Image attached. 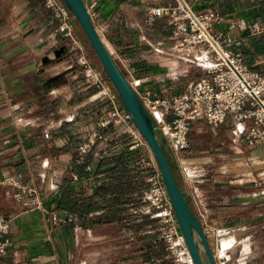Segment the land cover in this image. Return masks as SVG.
I'll return each instance as SVG.
<instances>
[{
    "label": "crops",
    "instance_id": "crops-1",
    "mask_svg": "<svg viewBox=\"0 0 264 264\" xmlns=\"http://www.w3.org/2000/svg\"><path fill=\"white\" fill-rule=\"evenodd\" d=\"M188 1L196 10L216 12L221 18L216 30L239 41L233 49L251 70L264 74V0ZM84 2L104 43L139 91L161 96L187 91L188 73L198 67L173 51L166 18L146 22L150 3ZM63 47L68 51L60 52ZM98 92L85 80L75 46L64 40L43 0H0V213L11 219L13 241L4 264L155 261L157 223L152 214H144L136 196L147 185L141 159L151 154L143 146L131 150L130 138L114 137L124 124L112 118L113 105L100 100ZM117 107L123 112L122 104ZM101 108H108L112 121L109 140L98 142L79 163V146L99 129ZM249 126L229 117L215 135L204 121H195L191 132L199 141L191 140L190 133V148L182 157L189 165L202 166L223 152V181L204 166L209 173L191 187V205L226 236L258 239L253 248L264 250V140L250 145ZM203 143L209 147L205 152L200 151ZM10 179L36 188L44 209L17 201L20 189ZM225 241L224 256L234 245ZM251 252L248 246L246 255ZM243 264H264V256L254 249Z\"/></svg>",
    "mask_w": 264,
    "mask_h": 264
},
{
    "label": "built area",
    "instance_id": "built-area-1",
    "mask_svg": "<svg viewBox=\"0 0 264 264\" xmlns=\"http://www.w3.org/2000/svg\"><path fill=\"white\" fill-rule=\"evenodd\" d=\"M145 1L150 3L146 12V22L152 25L157 20L166 18L172 27L173 51L182 54L185 60L200 67L206 74L202 79L190 83L185 93L173 96H161L150 91L141 92L130 74L127 76L160 125L170 153L177 163L178 174L190 197H193L191 187L207 175L205 167L183 162L182 152L190 148L189 136L193 123L198 120L204 121L213 134L219 135L227 119L233 117L239 122L250 123L246 135L250 145H257L263 141L264 74L251 70L244 62L241 52L233 49V46L240 44L239 41H232L216 30L215 24L221 21L216 12L196 10L188 0ZM43 4L58 22V30L64 33V40L75 46L77 62L85 68V80L99 89L98 97H101L100 95L106 93L109 79L104 73L101 75L97 71L86 55L76 34L77 25L74 23L73 15L61 0H43ZM110 99L114 107L112 118L120 120L129 129L136 130V134H133L138 141L131 146V150L146 146L151 154L150 157L141 159V168L147 170L148 175L147 185L139 196L157 222L159 228L157 241L170 254L173 264H195L148 143L134 125L132 116L117 107L115 98ZM111 122L109 119L101 118L99 129L83 139L79 146V163L85 162L93 154L98 142L109 140L107 134ZM49 136L50 134H47V137ZM7 182L20 189L16 199L25 207L44 209V200L36 188L23 186L13 179ZM197 215L207 231L210 227L208 217L200 211ZM58 219V216L53 217L55 223ZM74 219L69 218L70 221ZM10 226L11 219L0 213V264H4V256L13 246ZM208 235L210 237V234ZM219 244H222V241L216 237L213 248L218 264H243L233 262L230 255L224 256L222 248L218 247ZM155 264L162 262L155 260Z\"/></svg>",
    "mask_w": 264,
    "mask_h": 264
},
{
    "label": "water",
    "instance_id": "water-1",
    "mask_svg": "<svg viewBox=\"0 0 264 264\" xmlns=\"http://www.w3.org/2000/svg\"><path fill=\"white\" fill-rule=\"evenodd\" d=\"M74 17L79 32H84L96 53L113 89L122 102V108L148 143L158 164L164 185L173 203L175 213L195 264H218L207 231L191 205V197L178 174V166L170 153L167 140L155 117L131 84L101 38L93 16L84 0H61ZM67 47L60 52H67ZM221 248V244L218 245Z\"/></svg>",
    "mask_w": 264,
    "mask_h": 264
},
{
    "label": "rangeland",
    "instance_id": "rangeland-1",
    "mask_svg": "<svg viewBox=\"0 0 264 264\" xmlns=\"http://www.w3.org/2000/svg\"><path fill=\"white\" fill-rule=\"evenodd\" d=\"M75 30H76V34L79 37L80 43L84 47L86 55L91 60V62L93 63V65L97 69V71L102 75V73H103L102 65H101L96 53L93 52L88 47V45L82 40V36L80 35V33H82V32H79L78 29L76 28V26H75ZM78 65L81 67V71L83 72V75L85 76V74H86L85 68L82 67L79 63H78ZM125 74L127 75L126 72H125ZM188 74L190 76L188 78V81H190V83L198 81V80L203 78L202 69L200 67H198L196 69H191V71ZM100 96H101L100 100H102L103 98H106L104 100H108L110 105H113L110 97L115 98V101L117 103L122 104L117 93L113 89L110 81L106 84V93H104V95H100ZM107 109L108 108H101V111L99 114L100 118L108 119V117H107L108 110ZM94 116H95V112H94ZM122 124H124V123H122ZM123 126L125 128L122 131L117 132L115 135H119V138H130V140H132L133 144L136 143L138 141V139H136L135 135L133 134V133L136 134L135 128L133 130H131L125 124ZM125 130H128L129 132L127 131V133H123ZM130 132H132V133H130ZM191 136L193 137V138H191V140H193L195 142L199 141V138H196V133H194V131L191 132ZM143 139H144V137H143ZM205 141L206 142L210 141V138H205ZM143 147L147 148V150L149 151L148 147H146V146H143ZM208 149H209V147L206 145V143H203V147H200L201 152H205ZM215 152H217V151H215ZM198 156L201 157V156H204V154H201ZM214 156L216 157L214 160H212L211 162H207L206 164L202 163V166L203 167L207 166V167L211 168V170L216 171L215 173L219 177V180L223 181V166H225V164H227V163L223 162V152H217L216 155H214ZM186 158H187V156H186ZM207 167H205V169H206V172L209 173V168L207 169ZM205 177L202 178V180H204ZM143 189H141V190H143ZM140 192H138V194L136 196L144 204L143 205V207H145L144 211H143L144 214L150 215V214H152V212H150L148 206L144 203L142 198L139 196ZM208 225H210L209 230L212 231V234H210V240H211L213 247L215 245L216 237H219L221 239V241L227 240L225 242H232L233 243V241H234L233 247L227 251V255L228 256L230 255L233 257V262L236 263L239 260L238 262L243 263V262L247 261L249 258H251L253 256V250L254 249H255V251L259 257L264 256V250L263 249L258 250V248H253L252 241L258 242V239L251 240L250 238H248L249 236L242 238V239H237L235 236H226L225 233L223 232V230H220V228H221L220 226L210 224V222H208ZM155 229L157 230V233L159 234L158 225H157V228H155ZM156 244L158 245L157 247L160 249L154 250L155 253L153 254V257H154L153 259L160 260L162 262V264H173V259L170 257V254L165 250L164 246L162 244H160L158 241L156 242ZM246 246H247V248H246ZM248 246H249L250 250H252V252L249 255H246V252L248 251ZM225 252H223V244H222V253H225ZM152 263L155 264V261L152 260ZM133 264H138V263H133Z\"/></svg>",
    "mask_w": 264,
    "mask_h": 264
},
{
    "label": "trees",
    "instance_id": "trees-1",
    "mask_svg": "<svg viewBox=\"0 0 264 264\" xmlns=\"http://www.w3.org/2000/svg\"><path fill=\"white\" fill-rule=\"evenodd\" d=\"M80 35L82 36V40L88 45V47L94 52V50L91 48L89 42H88V39L85 35V33L82 31V33H80ZM107 77V75H105Z\"/></svg>",
    "mask_w": 264,
    "mask_h": 264
},
{
    "label": "bare ground",
    "instance_id": "bare-ground-1",
    "mask_svg": "<svg viewBox=\"0 0 264 264\" xmlns=\"http://www.w3.org/2000/svg\"><path fill=\"white\" fill-rule=\"evenodd\" d=\"M207 233H208V234H212V231L208 229V230H207ZM221 248H222V244H221ZM222 254H223V253H222ZM223 255H224V254H223Z\"/></svg>",
    "mask_w": 264,
    "mask_h": 264
}]
</instances>
